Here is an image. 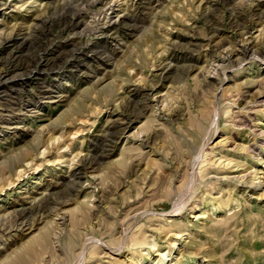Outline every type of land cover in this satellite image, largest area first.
Here are the masks:
<instances>
[{
  "label": "rangeland",
  "instance_id": "374dc122",
  "mask_svg": "<svg viewBox=\"0 0 264 264\" xmlns=\"http://www.w3.org/2000/svg\"><path fill=\"white\" fill-rule=\"evenodd\" d=\"M0 77V264H264V0H0Z\"/></svg>",
  "mask_w": 264,
  "mask_h": 264
},
{
  "label": "bare ground",
  "instance_id": "6f19581e",
  "mask_svg": "<svg viewBox=\"0 0 264 264\" xmlns=\"http://www.w3.org/2000/svg\"><path fill=\"white\" fill-rule=\"evenodd\" d=\"M17 2H18V1H17ZM16 7H17V6H16ZM22 7H23V6H22ZM19 8H20V7H19ZM79 16H80V15H79ZM73 23H74V22H73ZM78 24H79V23H78ZM76 26H77V25H76ZM0 78H1V77H0ZM1 82H2V81H1ZM4 82H5V81H4ZM4 82H3V83H4ZM3 83H2V84H3ZM4 84H5V83H4ZM1 118H2V117H1ZM73 136H74V135H73ZM60 137H61V136H60ZM59 156H60L61 158H64V157H65V156H64V152H61V154H60ZM103 157H104V156H103ZM105 157H106V156H105ZM31 163H32V162H31ZM28 164H29V163H28ZM30 165H31V164H30ZM26 167H27V166H26ZM36 168H37V167H36ZM20 171H24V170H20ZM18 173H19V172H18ZM23 173H24V172H23ZM18 180H19V179H18ZM8 184H9V183H8ZM12 184H13V183H12ZM10 185H11V184H10ZM32 206H33V205H32ZM40 206H41V205H40ZM33 207H34V206H33ZM35 207H36V206H35ZM37 207H39V206H37ZM28 208H29V207H28ZM28 208H27V209H28ZM27 209H26V210H27ZM38 209H39V208H38ZM40 210H42L41 207H40ZM27 214H28V213H27ZM27 214H26V215H27ZM30 214H31V213H30ZM19 215L21 216L20 212H19ZM19 215H18V216H19ZM27 216H28V215H27ZM22 218H23V217H22ZM24 219H25V218H24ZM24 219H22V220H24ZM22 222H23V221H22ZM23 223H24V222H23ZM23 225H24V224H23ZM7 228H8V227H7ZM29 230H30V229H29Z\"/></svg>",
  "mask_w": 264,
  "mask_h": 264
}]
</instances>
